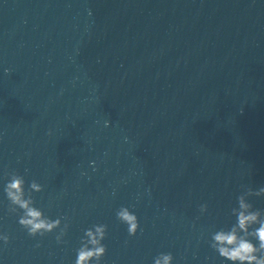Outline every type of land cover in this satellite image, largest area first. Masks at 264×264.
Wrapping results in <instances>:
<instances>
[{"label": "water", "instance_id": "1", "mask_svg": "<svg viewBox=\"0 0 264 264\" xmlns=\"http://www.w3.org/2000/svg\"><path fill=\"white\" fill-rule=\"evenodd\" d=\"M157 1L0 0V116L95 55Z\"/></svg>", "mask_w": 264, "mask_h": 264}, {"label": "clouds", "instance_id": "2", "mask_svg": "<svg viewBox=\"0 0 264 264\" xmlns=\"http://www.w3.org/2000/svg\"><path fill=\"white\" fill-rule=\"evenodd\" d=\"M9 70H5L8 72ZM107 124V122H106ZM84 173H82L83 175ZM9 181L4 188L9 201L8 212L18 214V223L31 237L45 236L60 229L56 236L57 243H63V237L67 233L68 225L61 227L62 218L55 220L46 217L40 208L34 206L33 192H41L43 186L32 181L29 190L25 191V179L13 171L7 173ZM264 196V186L258 190L244 187V191L237 197L238 207L231 210L236 217V222L230 228H221L211 236L210 247L219 256L232 264H264V211L254 209L249 202L250 197ZM207 211V205L200 206V212ZM117 219L127 225L129 236H135L140 228L137 215L128 207H121L116 212ZM258 225V226H257ZM107 236V225L97 224L85 230L81 239V246L77 249V257L74 264H101L102 258L107 252V247L102 241ZM0 241L5 245L10 242L7 234H0ZM253 241H256L254 243ZM173 255L160 253L154 258V264H172Z\"/></svg>", "mask_w": 264, "mask_h": 264}]
</instances>
